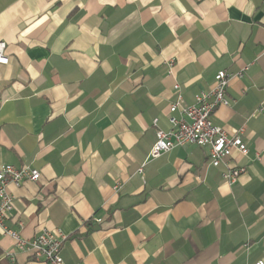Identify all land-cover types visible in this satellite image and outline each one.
I'll use <instances>...</instances> for the list:
<instances>
[{"label":"crops","instance_id":"obj_1","mask_svg":"<svg viewBox=\"0 0 264 264\" xmlns=\"http://www.w3.org/2000/svg\"><path fill=\"white\" fill-rule=\"evenodd\" d=\"M0 40V165L40 171L7 187L6 227L60 229L65 264L264 261V0H0ZM221 69L242 70L212 115L243 128L232 184L208 147L148 156L153 119L168 130L177 94L191 105ZM13 246L0 264H46Z\"/></svg>","mask_w":264,"mask_h":264},{"label":"built area","instance_id":"obj_2","mask_svg":"<svg viewBox=\"0 0 264 264\" xmlns=\"http://www.w3.org/2000/svg\"><path fill=\"white\" fill-rule=\"evenodd\" d=\"M5 49V41L0 40V64L3 65L7 64L9 60ZM241 73L242 70L236 73H229L224 69L218 70L214 75L211 87L198 92L191 105H181V95L177 94L176 100L168 105L170 128L168 130L160 129L157 126V118L152 121L156 139L150 148L149 158H157L163 153L187 144L208 147L209 164L214 167L223 166L225 168L222 173L223 180L228 184L234 183L239 174L245 170L244 167L230 165V156L233 150H237L242 155L247 154V147L242 140L243 128L228 134L225 129L213 122L212 115L218 106H227L231 103L226 96V88L230 77L239 76ZM173 87L175 90L179 88L178 84ZM263 109V106H259L256 111L260 112ZM176 111L179 112L178 116L174 114ZM137 172L142 174V167H139ZM39 178L40 171L29 165L20 167L11 164L0 165V237L8 235L14 240L13 250L9 255L12 260L16 251H26L31 253L33 259H42L46 264H65L61 250L67 235L60 229L43 227L33 237L24 238L18 231L5 225V220L13 208L14 198L7 187L10 184L21 186L26 183H34ZM119 187V184H116L113 189L117 190ZM253 264H264V261L258 260Z\"/></svg>","mask_w":264,"mask_h":264}]
</instances>
